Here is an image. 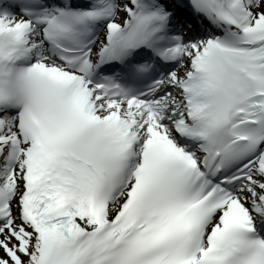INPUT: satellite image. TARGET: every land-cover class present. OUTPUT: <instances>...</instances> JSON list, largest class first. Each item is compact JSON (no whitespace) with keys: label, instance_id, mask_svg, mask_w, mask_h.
Instances as JSON below:
<instances>
[{"label":"snow or ice","instance_id":"6c2138e0","mask_svg":"<svg viewBox=\"0 0 264 264\" xmlns=\"http://www.w3.org/2000/svg\"><path fill=\"white\" fill-rule=\"evenodd\" d=\"M0 264H264V0H0Z\"/></svg>","mask_w":264,"mask_h":264}]
</instances>
